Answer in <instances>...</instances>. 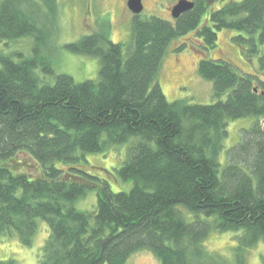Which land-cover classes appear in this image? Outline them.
I'll list each match as a JSON object with an SVG mask.
<instances>
[{
    "label": "trees",
    "instance_id": "obj_1",
    "mask_svg": "<svg viewBox=\"0 0 264 264\" xmlns=\"http://www.w3.org/2000/svg\"><path fill=\"white\" fill-rule=\"evenodd\" d=\"M192 2L194 9L172 21L135 16L130 49L104 27L63 46L99 58L98 79L77 83L61 74L49 84L37 71L54 74L52 62L38 48L27 56L1 44L51 39L57 1L0 0L1 238L30 247L46 223L40 264H127L141 252L161 264H213L204 245L213 231L240 234L239 251L264 243V53L258 73L243 76L229 60L206 57L222 30L246 35L233 39L247 58L259 54L264 0ZM189 34L203 55L197 72L214 85L212 104L170 102L160 85L167 52ZM247 117L254 125L222 165L228 123ZM124 144L128 158L116 172L133 186L114 193L84 169L86 157ZM90 190L96 209L79 210ZM188 212L204 219L189 222Z\"/></svg>",
    "mask_w": 264,
    "mask_h": 264
},
{
    "label": "rangeland",
    "instance_id": "obj_2",
    "mask_svg": "<svg viewBox=\"0 0 264 264\" xmlns=\"http://www.w3.org/2000/svg\"><path fill=\"white\" fill-rule=\"evenodd\" d=\"M41 1V0H40ZM59 5L57 31L48 41H37L33 38H22L8 44H1L6 51L24 52L27 56L34 55V48H38L39 58H48L52 62L54 74H46L38 69L40 80L46 78L49 84H54L56 76L67 74L74 78L75 82L82 83L86 80H97L100 71V59L71 53L63 46L80 41L83 37L104 29L109 30L111 40L115 43H123L130 49L132 43V27L135 15L128 8L129 0H56ZM144 5L139 16L142 19L159 17L172 21V10L178 3L170 0H141ZM192 1V0H190ZM217 6V5H216ZM239 35L246 36L234 30H222L218 32L216 47L206 54L208 59L220 58L229 60L234 69L240 75L257 74L259 71L260 55L264 53V46L260 47V53L252 58L245 56V49L237 44L233 38ZM194 35L189 34L176 41L171 46L161 71L159 81L162 89L170 102L186 100L192 104H212L217 101L214 95L212 82L203 79L198 71L199 61L203 55L199 54L192 43L196 44ZM48 42V43H47ZM189 44V48L175 52V48L181 44ZM128 49L126 51H128ZM38 58V59H39ZM259 58V59H258ZM44 81V80H43ZM256 118L247 117L231 121L229 124V136L225 141V150L222 154V165H225L228 150L241 140L242 130H248L254 125ZM264 127V122H263ZM130 144L117 146L107 153L88 154L87 164L84 169L93 175L107 180L114 193L129 192L133 182H122L116 172L128 158ZM28 162L26 156L20 157ZM96 190H90L87 195L77 202L76 207L82 211L96 209L98 196ZM204 219L202 215L187 213V221L192 222L197 218ZM39 231L33 239V245L23 246L18 238L3 239L0 237V260L14 259L18 264H40L39 256L46 238L50 234L48 225L40 222ZM237 233L211 232L205 240V247L214 255L213 264H263L264 243L258 244L246 251L237 250ZM127 264H161L150 252H141L134 255Z\"/></svg>",
    "mask_w": 264,
    "mask_h": 264
},
{
    "label": "water",
    "instance_id": "obj_3",
    "mask_svg": "<svg viewBox=\"0 0 264 264\" xmlns=\"http://www.w3.org/2000/svg\"><path fill=\"white\" fill-rule=\"evenodd\" d=\"M128 8L135 16H140L142 10H144V5L141 0H129ZM195 3L189 0L179 1L172 10V16L174 19H178L184 13L194 9Z\"/></svg>",
    "mask_w": 264,
    "mask_h": 264
}]
</instances>
